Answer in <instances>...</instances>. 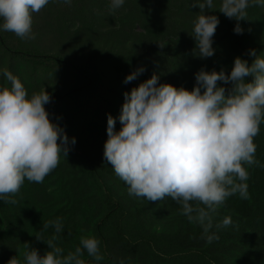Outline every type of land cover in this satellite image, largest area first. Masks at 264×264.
I'll return each mask as SVG.
<instances>
[{"label": "trees", "instance_id": "trees-1", "mask_svg": "<svg viewBox=\"0 0 264 264\" xmlns=\"http://www.w3.org/2000/svg\"><path fill=\"white\" fill-rule=\"evenodd\" d=\"M192 3L125 0L112 11L111 0H72L70 6L50 0L33 13L34 40L0 31V70L7 68L16 75L29 96L46 88L52 97L45 106L52 122L63 127L69 139L76 138L68 157L61 156L59 166L43 183L25 180L14 197L17 204L0 201V264L22 253L25 242L41 255L48 251L35 236L43 221L57 217L65 225L57 241L65 254L79 245L82 235L101 241L104 259L97 262L85 252L86 264H119L121 259L125 264H264V168L248 169L249 200L237 194L214 214L212 232L219 240L207 244L201 239L202 228L181 215L175 201L151 202L129 195L104 160L108 114L117 118L119 131L124 93L153 73L161 84L191 91L201 68L209 72L223 68L230 74L236 57L251 64L255 57L250 50L264 53V6L255 5L239 21L242 35L234 33L237 21L210 13L220 20L213 37L216 51L213 57L199 58L190 35L199 8ZM214 3L218 11L220 0ZM159 43L165 47L161 49ZM139 67L146 71L125 84ZM37 70L48 72L43 80L34 75ZM5 83L0 74V85ZM254 143L256 158L264 164V123ZM226 216L233 224L216 229ZM52 231L44 233L45 239Z\"/></svg>", "mask_w": 264, "mask_h": 264}, {"label": "clouds", "instance_id": "clouds-1", "mask_svg": "<svg viewBox=\"0 0 264 264\" xmlns=\"http://www.w3.org/2000/svg\"><path fill=\"white\" fill-rule=\"evenodd\" d=\"M50 0H0V31L14 33L24 40H34L33 13H39ZM71 5L72 0H60ZM125 0H111L112 11ZM264 6V0H193L199 8L191 36L195 38L198 57L215 55L213 37L220 20L219 12L237 21L234 33L242 35L239 21L245 20L250 6ZM163 49L165 45L159 43ZM255 59L236 57L230 74L225 69L195 74L196 84L184 87L150 79L124 93L118 117L107 116L104 160L125 183L129 195L147 201L171 198L180 206V214L199 225L207 244L219 240L212 232L213 216L232 196L249 200V168H264L256 158L254 138L264 123V53H249ZM146 69L139 67L128 75L125 84L136 80ZM6 83L0 85V201L15 205L14 198L25 183H43L68 157L76 138L69 139L65 129L53 123L46 105L52 97L42 88L30 96L22 81L7 68L0 70ZM250 78V80H249ZM59 119V118H58ZM233 224L231 216L215 224L216 229ZM65 225L62 217L43 221L37 242L49 249L43 255L29 242L24 251L11 257L7 264H86L85 252L99 262L101 241L82 235L74 250L58 246ZM52 229L45 239L44 233ZM71 235V233H68ZM22 256V260L19 258ZM115 264V262H114ZM119 264H125L121 259Z\"/></svg>", "mask_w": 264, "mask_h": 264}, {"label": "rangeland", "instance_id": "rangeland-1", "mask_svg": "<svg viewBox=\"0 0 264 264\" xmlns=\"http://www.w3.org/2000/svg\"><path fill=\"white\" fill-rule=\"evenodd\" d=\"M49 70V69H46ZM51 70H49L50 72ZM48 72H46L45 74H47ZM42 71L37 70L36 73L34 74L36 77H38L37 79L39 80H43L44 79V75H45ZM50 80V75H47V78L45 76V81H49Z\"/></svg>", "mask_w": 264, "mask_h": 264}]
</instances>
